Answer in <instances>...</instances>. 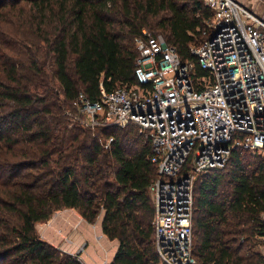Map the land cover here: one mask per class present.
Listing matches in <instances>:
<instances>
[{
	"label": "trees",
	"instance_id": "obj_1",
	"mask_svg": "<svg viewBox=\"0 0 264 264\" xmlns=\"http://www.w3.org/2000/svg\"><path fill=\"white\" fill-rule=\"evenodd\" d=\"M212 16L204 0H0V264H84L37 233L63 208L89 223L104 211L102 231L118 241L110 264H163L148 134L134 125L84 127L65 110L79 93L95 101L102 89L135 83L134 39L143 29L196 63L191 48ZM262 213L264 156L235 148L223 168L195 182L197 263L264 264L253 248Z\"/></svg>",
	"mask_w": 264,
	"mask_h": 264
},
{
	"label": "built area",
	"instance_id": "obj_2",
	"mask_svg": "<svg viewBox=\"0 0 264 264\" xmlns=\"http://www.w3.org/2000/svg\"><path fill=\"white\" fill-rule=\"evenodd\" d=\"M204 2L213 16L205 39L191 48L196 63L183 62L173 45L143 29L134 39L135 83L102 89L95 101L79 93L65 110L84 127L134 125L148 134L157 166L148 193L163 264H198L192 254L197 177L223 168L235 148L264 156V15L240 0Z\"/></svg>",
	"mask_w": 264,
	"mask_h": 264
},
{
	"label": "rangeland",
	"instance_id": "obj_3",
	"mask_svg": "<svg viewBox=\"0 0 264 264\" xmlns=\"http://www.w3.org/2000/svg\"><path fill=\"white\" fill-rule=\"evenodd\" d=\"M145 30L148 31L150 34L153 33L147 28ZM158 38L163 39L160 34L158 35ZM46 70L50 75L49 80L52 82L49 84H55L53 83V77H51L52 71L50 69V66H46ZM103 217L104 211L100 213L94 223H89L80 215L77 210L63 208L58 211H55L48 221L44 223H37L35 227L39 236L42 239L48 241L49 243L53 242L54 245L57 246H55L56 248H64L67 251L77 253L78 248L83 250V247L85 245L98 243L101 236L99 229L100 227L102 228L101 225ZM194 242L195 238L193 236V245ZM261 245V239L257 238L256 245L255 247H253L254 251H258L260 253Z\"/></svg>",
	"mask_w": 264,
	"mask_h": 264
},
{
	"label": "crops",
	"instance_id": "obj_4",
	"mask_svg": "<svg viewBox=\"0 0 264 264\" xmlns=\"http://www.w3.org/2000/svg\"><path fill=\"white\" fill-rule=\"evenodd\" d=\"M240 2L246 7L252 9L257 15H264V2L260 0H240ZM99 232L101 236L97 244L85 245L83 250L78 248L77 253L67 251L64 248H60V250L72 255H78L84 264H110L117 251L118 241L109 240L103 233L101 227ZM51 244L54 245L53 242Z\"/></svg>",
	"mask_w": 264,
	"mask_h": 264
}]
</instances>
